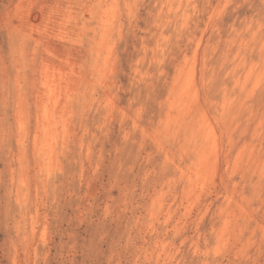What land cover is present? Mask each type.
Returning a JSON list of instances; mask_svg holds the SVG:
<instances>
[{
    "label": "rangeland",
    "instance_id": "1",
    "mask_svg": "<svg viewBox=\"0 0 264 264\" xmlns=\"http://www.w3.org/2000/svg\"><path fill=\"white\" fill-rule=\"evenodd\" d=\"M0 264H264V0H0Z\"/></svg>",
    "mask_w": 264,
    "mask_h": 264
},
{
    "label": "bare ground",
    "instance_id": "2",
    "mask_svg": "<svg viewBox=\"0 0 264 264\" xmlns=\"http://www.w3.org/2000/svg\"><path fill=\"white\" fill-rule=\"evenodd\" d=\"M178 1H179V0H178ZM84 3H85V2H84ZM193 4H194V3H193ZM193 4H192V6H193ZM178 5H179V4H178ZM184 8H185V7H184ZM192 9H193V8H192ZM168 10H169V9H168ZM185 10H186V9H185ZM86 11H87V10H86ZM191 12H192V11H191ZM181 17H182V16H181ZM186 17H187V16H186ZM127 21H128V20H127ZM182 22H183V21H182ZM182 22H181V23H182ZM185 22H186V21H185ZM117 26H118V24H117ZM257 26H258V25H257ZM57 29H59V28H57ZM187 29H188V28H187ZM70 30H71V29H70ZM60 31H61V30H60ZM101 31H102V30H101ZM178 32H179V31H178ZM253 33H254V31H253ZM36 36H37V35H36ZM63 37H64V36H63ZM177 37H178V36H177ZM187 39H188V38H187ZM199 39H200V37H199ZM106 46H108V47L110 46V48H111V45H106ZM105 48H106V47H105ZM69 50H70V49H69ZM107 50H108V49H107ZM160 50H161V49H160ZM104 51H105V50H104ZM107 52H108V51H107ZM105 53H106V52H105ZM103 54H104V53H103ZM106 56H107V55H106ZM183 57H184V56H183ZM135 59H137V57H136ZM186 59H187V58H186ZM186 59H185V60H186ZM202 59H203V58H202ZM111 60H112V59H111ZM42 61H43V60H42ZM57 61H58V60H57ZM64 61H66V60H64ZM46 62H47V61H46ZM184 62H185V61H184ZM191 62H192V60H191ZM66 63H67V62H66ZM192 63H193V62H192ZM48 64H49V63H48ZM146 64H147V63H146ZM69 65H70V64H69ZM129 66H130V65H129ZM262 66H263V65H262ZM249 67H250V66H249ZM70 68H71V67H70ZM43 69H44V68H43ZM54 69H55V68H54ZM61 69H62V68H61ZM102 69L104 70V68H102ZM40 70H41V69H40ZM55 71H56V70H55ZM176 73H177V72H176ZM45 75H49V74H46V73H45ZM63 75H65V74H63ZM178 75H179V73H178ZM190 75H191V74H190ZM61 76H62V75H61ZM186 77H189V76H186ZM255 77H257V76H255ZM134 79H135V78H134ZM141 79H142V78H141ZM255 79H258V78H255ZM50 80H51V79H50ZM50 80H49V81H50ZM185 80H187V78H186ZM189 80H190V83H191L192 78L189 79ZM189 80H187V83H188ZM258 80H259V79H258ZM47 81H48V80H47ZM41 82H42V79H41ZM45 82H46V81H45ZM52 83H53V82H52ZM65 83H66V82H65ZM70 83H71V82H70ZM187 83H186V84H187ZM235 83H236V82H235ZM46 84H47V83H46ZM66 85H67V83H66ZM187 85H188V84H187ZM187 85H186V86H187ZM54 86H55V85H54ZM77 86H78V84H77ZM179 86H180V85H179ZM183 86H184V85H183ZM183 86H182V87H183ZM71 87H72V86H71ZM187 87H188V86H187ZM194 87H195V86H194ZM49 89H50V88H49ZM49 89H48V90H49ZM183 89H184V88H183ZM17 91H18V90H17ZM68 91H69V90H68ZM181 92H182V91H181ZM181 92H179V93H181ZM193 92H194V89H193ZM179 93H178V95H180ZM65 94H66V93H65ZM67 94H68V93H67ZM191 94H192V93H191ZM69 95H71V94H69ZM65 97H66V96H65ZM46 98H47V97H46ZM125 98H126V97H125ZM191 98H192V97H191ZM191 98H190V99H191ZM56 99H57V98H56ZM47 101H48V100H47ZM65 101H66V100H65ZM51 102H52V101H51ZM56 102H57V101H56ZM127 103H128V102H127ZM168 103H169V102H168ZM170 103H171V105H172V102H171V101H170ZM170 103H169V104H170ZM169 104H168V106H169ZM187 104H188V103H187ZM222 104H223V103H222ZM54 105H55V104H54ZM61 105H62V104H61ZM183 105H184V104H182V106H183ZM59 106H60V105H59ZM46 107H47V106H46ZM178 107H179V106H178ZM187 107H188V106H187ZM41 108H42V106H41ZM17 110H18V108H17ZM168 110H169V108H168ZM172 110H173V109H172ZM42 111H43V110H42ZM66 111H67V110H66ZM66 111H65V112H66ZM17 113H18V112H17ZM70 113H71V112H70ZM60 114H61V113H60ZM203 114H204V113H203ZM49 115H50V114H49ZM51 115H53V113H51ZM64 115H65V114H64ZM232 115H233V114H232ZM43 116H45V115H43ZM43 116H42V117H43ZM46 116H47V115H46ZM69 116H70V115H69ZM43 118H44V117H43ZM51 118H52V117H51ZM104 118H105V117H104ZM201 118H202V115H201ZM45 120H46V119H45ZM45 120H44V121H45ZM170 120H171V119H170ZM42 121H43V120H42ZM44 121H43V122H44ZM50 121H52V119H51ZM200 121H201V120H200ZM56 122H57V121H56ZM46 123H47V122H46ZM52 123H53V122H52ZM65 123H66V122H65ZM197 123H198V122H197ZM16 124H17V123H16ZM23 124H24V123H23ZM53 124H54V123H53ZM168 124H169V123H168ZM198 124H199V123H198ZM200 124H201V123H200ZM49 125H50V124H49ZM131 125H132V124H131ZM46 126H47V125H46ZM64 126H65V125H64ZM204 126H205V125H204ZM63 128H64V127H63ZM212 128H213V127H212ZM33 129H34V128H33ZM204 129H205V128H204ZM51 130H52V129H51ZM210 130H211V129H210ZM53 131L55 132V131H57V130L54 129ZM210 132H211V131H210ZM38 134H39V133H38ZM62 134H63V133H62ZM47 135H49V134H47ZM53 135H54V134H53ZM63 135H64V134H63ZM100 135H101V134H100ZM32 136H33V133H32ZM207 136H209V135H207ZM35 137H36V136H35ZM49 137H50V136H49ZM63 137H64V136H63ZM52 138H53V137H52ZM54 138H55V137H54ZM60 139H61V138H60ZM204 139H205V136H204ZM214 139H215V138H214ZM34 140H35V139H34ZM49 140H50V139H49ZM42 141H43V140H42ZM42 141H41V142H42ZM51 142H52V141H51ZM51 142H50V144H51ZM212 142H213V141H212ZM212 142L210 141V143H212ZM43 143H46V142H43ZM43 143H42V145H44ZM37 144H38V143H37ZM46 144H47V143H46ZM46 144H45V145H46ZM61 145H62V144H61ZM260 145H261V144H260ZM250 146H251V145H250ZM44 147L47 149V145L44 146ZM49 147H50V149H51L52 146H49ZM37 148H38V147H37ZM203 148H204V147H203ZM211 148H212V145H211ZM213 148H214V146H213ZM46 149H45V151L43 150L45 153L47 152ZM52 149H53V148H52ZM209 149H210V148H209ZM206 150H207V149H206ZM36 151H37V150H36ZM211 151H212V150H211ZM106 152H107V151H106ZM46 154H47V153H46ZM46 154H45V155H46ZM207 154H208V153H207ZM210 154H211V153H210ZM22 155H23V154H22ZM77 155H78V154H77ZM204 155H205V154H204ZM85 156H86V155H85ZM200 157H201V156H200ZM204 157H205V156H204ZM47 158H48V157H47ZM95 158H96V157H95ZM51 159H52V158H51ZM51 159H50V160H51ZM213 159H214V158H213ZM237 160H238V159H237ZM200 161H201V160H200ZM200 161H199V163H200ZM197 162H198V161H197ZM41 164H42V162H41ZM49 167H51V166L49 165ZM49 167H48V168H49ZM198 167H199V166H198ZM233 167H234V166H233ZM46 169H47V168H46ZM198 169H199V168H198ZM212 169H213V167H212ZM231 169H232V168H231ZM194 171H195V170H194ZM196 171H197V170H196ZM211 171H212V170H211ZM190 173H191V172H190ZM207 176H208V175H207ZM21 177H22V176H21ZM207 178H208V177H207ZM187 179H188V178H187ZM202 180H203V179H202ZM196 184H197V183H196ZM165 185H166V184H165ZM198 185H199V184H198ZM201 185H202V184H201ZM232 185H233V184H232ZM189 188H190V187H189ZM189 188H188V189H189ZM159 194H160V193H159ZM159 194H158V195H159ZM182 194H183V193H182ZM194 194H195V193H194ZM195 195H196V194H195ZM194 197H195V196H194ZM194 197H193V198H194ZM180 199H181V198H180ZM228 199H229V198H228ZM193 200H194V199H193ZM228 201H229V200H228ZM225 202H226V201H225ZM190 203H191V202H190ZM188 205H189V204H188ZM165 208H166V207H165ZM79 209H80V208H79ZM183 209H184V208H183ZM206 209H207V208H206ZM227 210H228V209H227ZM171 211H172V210H171ZM184 213H185V212H184ZM200 213H201V212H200ZM231 213H232V212H231ZM199 215H200V214H199ZM248 216H249V215H248ZM35 217H36V216H35ZM35 219H36V218H35ZM234 219H235V218H234ZM37 220H38V219H37ZM177 220H178V219H177ZM224 221H225V218H224ZM34 224H36V223H34ZM221 224H223V223H221ZM44 225H45V223H44ZM180 225H181V224H180ZM225 225H226V223H225ZM31 226H34V225L32 224ZM174 226H175V224H174ZM221 226H222V225H221ZM221 226H220V227H221ZM222 227H224V226H222ZM222 227H221L220 229H222ZM262 227H263V226H262ZM44 228H45V226H44ZM211 228H212V227H211ZM31 229H32V228H30V230H31ZM216 229H217V228H216ZM225 229H226V227H225ZM222 230H223V229H222ZM44 231H45V230H44ZM228 232H229V231H228ZM31 233H32V232H31ZM42 234H43V233H42ZM218 235H219V233H218ZM31 236H32V235H31ZM225 236H226V235H225ZM222 237H223V236H222ZM227 237H228V236H227ZM224 238H225V237H224ZM225 239H226V238H225ZM180 242H181V241H180ZM221 242H222V241H221ZM224 243H225V242H224ZM217 244H218V243H217ZM33 245H34V244H33ZM214 248H215V247H214ZM195 250H196V249H195ZM213 252H214V250H213ZM136 254H137V253H136ZM31 257H32V256H31ZM135 258H136V257H135ZM175 261H176V260H175Z\"/></svg>",
    "mask_w": 264,
    "mask_h": 264
}]
</instances>
